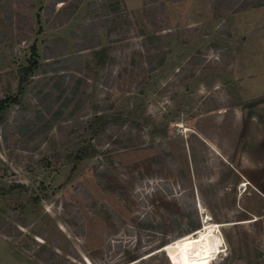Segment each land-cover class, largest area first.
<instances>
[{"label":"rangeland","instance_id":"rangeland-1","mask_svg":"<svg viewBox=\"0 0 264 264\" xmlns=\"http://www.w3.org/2000/svg\"><path fill=\"white\" fill-rule=\"evenodd\" d=\"M248 10L0 0V99L17 95L33 45L40 62L19 121L17 106L0 112V264H264V142L246 141L245 85L264 11ZM95 114L127 122L74 166ZM204 224L216 255L191 242Z\"/></svg>","mask_w":264,"mask_h":264},{"label":"trees","instance_id":"trees-1","mask_svg":"<svg viewBox=\"0 0 264 264\" xmlns=\"http://www.w3.org/2000/svg\"><path fill=\"white\" fill-rule=\"evenodd\" d=\"M230 0H213V13L217 17L221 15L224 11L225 12H240L245 11L247 9H254L264 6V0H232L229 4L227 2ZM102 9H105V5L101 4L100 6ZM30 58L27 61V64L25 66H21L17 70L18 74V85H17V95L16 96H8L3 99H0V112H3L10 106H17L19 109L15 115V120L19 121V118L22 115L23 105L20 99V95L23 92L24 86L29 82V78L34 75V73L39 69L40 62H39V56L37 53V48L35 45H33L30 48ZM164 56H162L157 64L153 67H151V70H154L160 66L163 65ZM70 100L66 103L68 105ZM98 113V112H96ZM29 123V120H27ZM127 120L121 118V116H115V115H104V114H95L88 122V133L89 138L87 140H82L80 145L72 152H70L67 156V160L74 164V166L77 165V163L85 160L90 159L98 155L99 150L97 147L92 143V138H95L101 134L107 127L114 126V125H123L126 123ZM165 134V133H164ZM199 230L198 226L192 227L189 231V233ZM187 233L186 235H188ZM184 235V236H186ZM182 236V237H184ZM179 237V238H182ZM137 258L132 257L130 258L129 262H132L136 260Z\"/></svg>","mask_w":264,"mask_h":264},{"label":"crops","instance_id":"crops-1","mask_svg":"<svg viewBox=\"0 0 264 264\" xmlns=\"http://www.w3.org/2000/svg\"><path fill=\"white\" fill-rule=\"evenodd\" d=\"M252 11L256 10H263L264 11V6L259 7V8H254V9H249ZM248 10V11H249ZM247 41H248V47L250 50V53L253 56V61L251 64V67L253 69L252 73L247 75L245 81H246V91H247V96L248 99L251 100L254 104V110L256 109L261 112L262 119L264 120V92L258 91L261 88L259 86H262V90L264 89V69H258V63H259V58H260V52L263 50L264 51V22L263 23H253L252 29L247 35ZM257 68V69H256ZM262 70V71H260ZM257 77H262L263 79V85L258 86V82L255 84L253 81ZM251 79V80H250ZM242 83V82H241ZM257 112H252L250 115H248V123H247V128H248V137L247 142L250 143L252 146L256 144L258 141L264 142V123L260 124V121L257 122L256 119L259 117V114ZM259 119V118H258ZM244 141V140H243ZM261 154V153H259ZM259 155H256L254 158V161ZM263 157L257 158L258 161H263L262 166L264 167V154H262ZM255 162L253 164H255ZM260 165V163H259ZM250 185V183L248 182Z\"/></svg>","mask_w":264,"mask_h":264},{"label":"bare ground","instance_id":"bare-ground-1","mask_svg":"<svg viewBox=\"0 0 264 264\" xmlns=\"http://www.w3.org/2000/svg\"><path fill=\"white\" fill-rule=\"evenodd\" d=\"M245 187L244 185H241V187ZM217 226L213 225H207L204 224L203 228L200 231H197L196 234L193 235V238L191 239V242L193 245L197 247H205L209 254L216 255L219 251V247L217 243L213 241V234L215 228Z\"/></svg>","mask_w":264,"mask_h":264},{"label":"built area","instance_id":"built-area-1","mask_svg":"<svg viewBox=\"0 0 264 264\" xmlns=\"http://www.w3.org/2000/svg\"><path fill=\"white\" fill-rule=\"evenodd\" d=\"M242 185H244V184H242ZM244 187V186H243Z\"/></svg>","mask_w":264,"mask_h":264}]
</instances>
